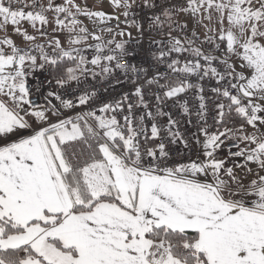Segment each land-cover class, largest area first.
Masks as SVG:
<instances>
[{"label":"snow or ice","instance_id":"1","mask_svg":"<svg viewBox=\"0 0 264 264\" xmlns=\"http://www.w3.org/2000/svg\"><path fill=\"white\" fill-rule=\"evenodd\" d=\"M107 3L0 0V264H264V0Z\"/></svg>","mask_w":264,"mask_h":264},{"label":"rangeland","instance_id":"2","mask_svg":"<svg viewBox=\"0 0 264 264\" xmlns=\"http://www.w3.org/2000/svg\"><path fill=\"white\" fill-rule=\"evenodd\" d=\"M87 3L90 4V5H94V6H99V0H87ZM103 7L106 9V10H109L111 11V9L109 8L108 6V3H107V0H104V4H103ZM191 27V25H189ZM11 31V30H10ZM0 35H2V33H0ZM17 41L19 42V37H16Z\"/></svg>","mask_w":264,"mask_h":264},{"label":"built area","instance_id":"3","mask_svg":"<svg viewBox=\"0 0 264 264\" xmlns=\"http://www.w3.org/2000/svg\"><path fill=\"white\" fill-rule=\"evenodd\" d=\"M135 35V33H133ZM40 79L42 80L43 79V76L40 77ZM46 87V86H45ZM55 102V101H54Z\"/></svg>","mask_w":264,"mask_h":264}]
</instances>
